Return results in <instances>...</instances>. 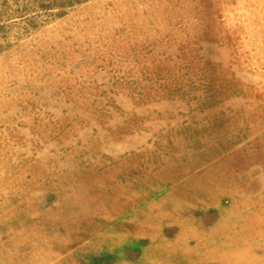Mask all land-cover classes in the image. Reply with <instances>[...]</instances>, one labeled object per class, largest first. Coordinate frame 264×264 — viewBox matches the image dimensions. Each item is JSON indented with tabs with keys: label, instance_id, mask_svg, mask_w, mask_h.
<instances>
[{
	"label": "rangeland",
	"instance_id": "obj_1",
	"mask_svg": "<svg viewBox=\"0 0 264 264\" xmlns=\"http://www.w3.org/2000/svg\"><path fill=\"white\" fill-rule=\"evenodd\" d=\"M0 264H264V0H0Z\"/></svg>",
	"mask_w": 264,
	"mask_h": 264
}]
</instances>
